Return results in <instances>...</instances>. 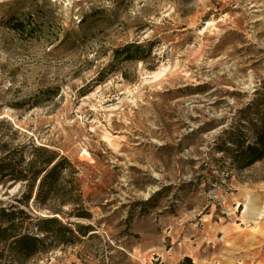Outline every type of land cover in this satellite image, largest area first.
Listing matches in <instances>:
<instances>
[{
    "label": "rangeland",
    "instance_id": "1",
    "mask_svg": "<svg viewBox=\"0 0 264 264\" xmlns=\"http://www.w3.org/2000/svg\"><path fill=\"white\" fill-rule=\"evenodd\" d=\"M262 134L264 0H0V209L76 224L0 264H264Z\"/></svg>",
    "mask_w": 264,
    "mask_h": 264
},
{
    "label": "trees",
    "instance_id": "2",
    "mask_svg": "<svg viewBox=\"0 0 264 264\" xmlns=\"http://www.w3.org/2000/svg\"><path fill=\"white\" fill-rule=\"evenodd\" d=\"M37 151L45 153L46 157H34L26 165L25 169H19L20 174H25L24 181H27V187L30 195L24 198L26 206L31 201L32 191L36 187L37 181L41 178L39 193L36 195L35 202H41L46 199V195L58 185L60 180H64V171L68 165L65 158L60 157L57 153L51 152L45 148H36ZM247 153L251 156V164L259 161L264 153V134L260 135L257 145L247 149ZM244 153V152H243ZM7 163L0 161V174L3 172H15L17 168H21L19 163H13L12 157H6ZM47 189L45 195L43 190ZM36 219L29 216L27 212L17 206L0 209V244L10 245L14 254L21 260H27L45 253L52 245L48 244L49 240L58 238L61 233L68 230L66 225L62 224L57 218H51L39 222L38 225L32 226V222ZM27 221L30 224L27 225ZM58 225V229L54 230L50 226ZM76 225V224H71ZM43 226V227H42ZM81 230L82 228L77 225ZM33 228L37 231L48 234V236L40 237L33 234Z\"/></svg>",
    "mask_w": 264,
    "mask_h": 264
}]
</instances>
